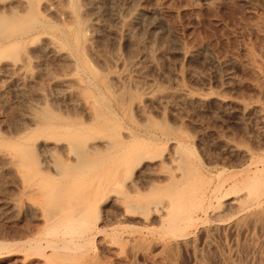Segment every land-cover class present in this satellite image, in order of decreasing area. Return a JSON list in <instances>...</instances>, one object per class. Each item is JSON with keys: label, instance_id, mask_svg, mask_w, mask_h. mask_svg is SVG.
<instances>
[{"label": "rangeland", "instance_id": "1", "mask_svg": "<svg viewBox=\"0 0 264 264\" xmlns=\"http://www.w3.org/2000/svg\"><path fill=\"white\" fill-rule=\"evenodd\" d=\"M9 3L21 11L0 7V264H264L249 218L264 195L249 205L245 189L264 181V0ZM129 135L150 151L135 166L115 157ZM103 139L120 141L91 154ZM56 140L61 175L43 170ZM17 146L37 170L13 162ZM63 206L92 217L53 236L48 211Z\"/></svg>", "mask_w": 264, "mask_h": 264}, {"label": "bare ground", "instance_id": "2", "mask_svg": "<svg viewBox=\"0 0 264 264\" xmlns=\"http://www.w3.org/2000/svg\"><path fill=\"white\" fill-rule=\"evenodd\" d=\"M1 1V0H0ZM6 1V0H5ZM22 4V3H21ZM53 6V5H52ZM0 7H2V9H3V11H9L12 15H15V14H18L19 13V11H21V10H17L19 7H15V6H13V4L12 3H9V4H3L2 6L0 5ZM25 7V6H24ZM2 14H3V12H2ZM23 15V14H22ZM6 16V15H5ZM8 16V15H7ZM24 16V15H23ZM80 18H81V16H80ZM82 20V19H81ZM80 21V20H79ZM85 23H87L86 21H85ZM82 24V27H83V33L85 34V37H87L88 38V25L87 24ZM80 24H81V21H80ZM84 25V26H83ZM82 27L80 28V29H82ZM88 40V39H87ZM90 41V40H89ZM88 44V43H87ZM5 49V48H4ZM1 58H3V57H1ZM23 65H24V63H23ZM4 68V67H3ZM16 72V71H15ZM120 84V83H119ZM76 89V88H75ZM81 91V90H80ZM149 92V91H148ZM129 97H130V95H129ZM95 107H97V106H95ZM77 108V107H76ZM98 113V112H97ZM99 114V113H98ZM83 119V118H82ZM35 122V121H34ZM147 122V121H146ZM81 136V135H80ZM81 138V137H80ZM140 139V138H139ZM62 140V139H61ZM79 140V139H78ZM83 140V139H82ZM94 140V139H93ZM135 137H133L132 135L130 136H125L124 137V139L122 140L121 139V145H122V147H125V149L123 148L122 149V151L119 153V152H117L116 154H115V157H117L118 159H121V160H124L125 162H127V163H125L124 162V164L126 165V164H129V165H131L132 164V162H133V164L135 163L136 164V162L138 163H140L141 161H143V160H145V158H146V156L147 155H149V154H147L146 153V151H147V149L145 150L144 148L146 147H142V146H138V145H134L135 144ZM38 141V140H37ZM57 142V144L55 145V148H53V149H49V147H48V144H47V156H45V164H44V167H43V170L44 171H48V172H50L51 173V171H55V174H57V175H61L62 174V171H61V169H59V167L57 166V165H55L54 166V164L52 165V159H49L48 160V157L49 158H51L52 156L51 155H53V153L54 152H57V150L58 149H56V147H58V146H60V140H59V142H58V140H56ZM67 141V140H66ZM116 142H118V141H120V140H115ZM115 142V143H116ZM138 142V141H137ZM71 143V142H70ZM89 143V142H88ZM114 142H113V140L111 139V140H102V143L100 144V145H98V143L97 142H92V143H89V145L88 146H90L89 147V151H90V153L91 154H94V153H97V152H100V151H102L103 149H105L104 151H106V149L107 148H111V146L113 147V145L115 144ZM153 143V142H152ZM68 144L69 143H67L66 145H65V151L67 150V152H68V158L69 159H73L74 157H77L76 159H80V158H78V157H80L79 155L80 154H78V156L76 155L77 153H76V151L74 150V152H75V154H74V152L72 153V151L70 150V149H68L69 147H68ZM80 144V143H79ZM85 144V143H84ZM136 144H138V143H136ZM140 144V143H139ZM71 145V144H70ZM72 145H74V144H72ZM86 145V144H85ZM120 145V146H121ZM132 146V147H131ZM36 147V146H35ZM42 147V146H41ZM77 147V146H76ZM85 147V146H84ZM128 147V148H127ZM16 148V147H15ZM18 148V149H17ZM17 148H16V153L18 154V158L17 159H15V160H13V162H17V164L21 167V168H23L25 171H31V172H34L35 170H37V167H36V164H35V162H34V156H33V150H31L30 148H24V147H19V146H17ZM81 148H83V147H81ZM80 148V149H81ZM60 149V148H59ZM75 149V148H74ZM79 149V150H80ZM142 149H144L145 150V153H146V155H144L143 153V150ZM77 150V149H76ZM121 150V149H120ZM36 151V150H35ZM84 152L85 151H87V149L86 150H83ZM82 151V152H83ZM81 152V153H82ZM103 152V151H102ZM147 152H150V151H147ZM79 153V152H78ZM36 154H37V152H36ZM48 154H49V156H48ZM76 155V156H75ZM37 157H38V155H36ZM82 156H83V154H82ZM144 156H145V158H144ZM14 158V157H13ZM12 158V159H13ZM148 158H150L151 159V156L150 157H148ZM147 158V159H148ZM86 159V158H85ZM89 159V158H88ZM82 160V159H81ZM81 160H77L78 161V163H79V161H81ZM58 161V160H57ZM77 161H75V162H77ZM89 161V160H88ZM120 161V160H119ZM136 161V162H135ZM42 162V161H41ZM85 162V161H84ZM118 162V161H117ZM77 163V164H78ZM80 163H83V160H82V162H80ZM131 163V164H130ZM73 164H75V163H73ZM85 164V163H84ZM123 164V163H122ZM135 164H134V166H135ZM95 164H93V166H94ZM119 164H116V166L115 167H117ZM124 165V166H125ZM129 165H126V166H129ZM79 166V165H78ZM124 166L122 167V170H124L123 168H124ZM115 167H113V168H115ZM247 167V166H246ZM112 168V169H113ZM120 169V168H119ZM121 170V169H120ZM119 170V171H120ZM120 171V174L119 175H122L121 174V172H123V171ZM130 170V169H129ZM103 171H105V170H103ZM113 171H114V169H113ZM113 171H111V172H113ZM131 171V170H130ZM133 172V171H132ZM40 173V172H39ZM104 173V172H103ZM259 173V172H258ZM258 173H256L255 175L256 176H258L257 174ZM64 174V173H63ZM112 174V173H111ZM110 174V175H111ZM35 175H37L36 173H35ZM67 175V174H66ZM110 175H109V177L108 178H110ZM116 175L118 176V171H116ZM115 175V179H114V177H113V184L112 185H115V183H117V180L118 181H120V179H118L117 178V176ZM132 175V174H131ZM24 176V175H23ZM113 175H111V177H112ZM123 176V175H122ZM256 176H254V178H250L249 176V178H247L248 180H254V181H251V182H253V183H250V185L251 184H253V185H251V186H249V184L247 185V187H245V189L246 190H248L249 192V194H251V199H250V201H248L247 202V204H249L250 205V203L251 202H256V201H258L259 199H260V196L261 195H264V189H263V187H264V181H261V182H258V181H255L256 179H258V178H260V176L259 177H257L256 178ZM25 177V176H24ZM131 177V176H130ZM28 178V177H27ZM26 178V179H27ZM49 177H47V179H48ZM119 178H120V176H119ZM128 178H129V176H128ZM50 179V178H49ZM100 179V178H99ZM127 179V178H126ZM125 179V180H126ZM264 179V178H263ZM262 179V180H263ZM25 180V179H24ZM23 180V181H24ZM115 180V181H114ZM50 181V180H49ZM111 180H109V182H110ZM122 181H124V179L122 180ZM45 182H47V181H45ZM125 182V181H124ZM123 182V183H124ZM28 183V182H27ZM26 183V184H27ZM51 183V182H50ZM101 183V182H100ZM107 183H108V180H107ZM111 183V182H110ZM259 183H261L260 185H259ZM97 184H98V182H97ZM96 184V185H97ZM135 184V183H134ZM241 184V183H240ZM62 185L64 186V184L62 183ZM99 185V184H98ZM261 185H263V186H261ZM63 186H61V188H59V189H57V190H61L62 189V187ZM69 186H71V185H69ZM106 186V185H105ZM259 186H261V188L263 189H260V188H257V187H259ZM26 187V186H25ZM97 187V186H96ZM107 187V186H106ZM236 187V186H235ZM108 188H112L111 187V185H109V183H108ZM116 188V187H115ZM114 188V189H115ZM216 188H217V186H216ZM232 188V187H231ZM34 189V188H33ZM55 189V190H56ZM63 189H66V187H63ZM62 189V190H63ZM92 189V188H91ZM113 189V190H114ZM230 189V188H229ZM228 189V190H229ZM234 189V188H233ZM232 189V190H233ZM236 189V188H235ZM29 190V189H28ZM35 190V189H34ZM37 190V189H36ZM62 190L60 191V194H61V192H62ZM94 190V193H95V191L97 190L96 188L95 189H93ZM106 190H107V188H106ZM109 190V189H108ZM107 190V191H108ZM137 190V189H136ZM143 190V189H142ZM30 191H33V190H29V192ZM66 191V190H65ZM181 191V190H180ZM234 191V190H233ZM89 192H90V190H89ZM91 192H93V191H91ZM91 192L89 193V194H91ZM109 192V194H110V191H108ZM113 192V191H112ZM178 192V191H177ZM226 192H228V191H226ZM31 193V192H30ZM36 193H38V192H36ZM35 193V194H36ZM172 193H174V192H172ZM180 193V192H179ZM236 193V192H235ZM33 194V193H32ZM56 194V193H55ZM93 194V193H92ZM105 193H103V195H104ZM108 193H107V195H109ZM178 194V193H177ZM231 194V193H230ZM24 195H25V193H24ZM62 195V194H61ZM61 195H59V196H61ZM65 195V193L62 195V196H64ZM181 195H182V193H181ZM58 196V195H57ZM86 196H88V195H86ZM104 196H106V195H104ZM174 196V195H173ZM183 196V195H182ZM89 197V196H88ZM95 197V196H94ZM94 197H92L91 196V198H94ZM174 197H177V196H174ZM180 197V196H179ZM188 197V196H187ZM54 198V197H53ZM90 198V199H91ZM75 199V198H74ZM76 199H78V198H76ZM89 199V200H90ZM100 199H103V198H100ZM172 199V198H171ZM95 200V199H94ZM182 200V199H181ZM61 201V200H60ZM57 202V201H56ZM59 202V201H58ZM70 202V201H69ZM82 203V202H81ZM65 204V203H64ZM63 204V205H64ZM71 204V203H70ZM83 204V203H82ZM90 204H92V203H90ZM140 204V203H139ZM142 205V204H141ZM60 206V205H59ZM68 206V205H67ZM72 206H75V205H73V203H72ZM79 206H81V204H79ZM133 206H135V205H133ZM144 206V205H143ZM143 206H141L140 208L139 207H137V208H135L136 209V212H140V211H138L139 209H143ZM66 208V206H63V208H61L62 210L60 211V210H58V208H57V210L55 209H53V211H48V213L50 214L49 215V218H50V220H49V223L51 224V223H53L52 224V227H53V225H54V227L53 228H55V232L57 231V228H58V226H60L61 228H66V230L68 229V227H70V226H68V224L69 225H72V227H73V225H74V223H75V221L77 222L78 220H80L81 221V219H80V217L81 218H86V217H88V219H90V216H91V212H90V210L88 211V213H87V210L85 211V210H83L82 211V209H81V212H79L80 213V215L78 214V211H75L76 210V208H75V210L72 212V211H70V209L67 207V210H65V208ZM246 207V206H245ZM259 207V206H258ZM52 208V207H51ZM56 208V207H55ZM71 208V207H70ZM73 208V207H72ZM71 208V209H72ZM80 208H82V207H80ZM153 207H151V211H153V212H160L158 209H152ZM68 209H69V211H68ZM78 210H79V208H77ZM138 209V210H137ZM64 210V212H62ZM47 211V210H46ZM56 211V212H55ZM135 211V210H134ZM264 211V210H263ZM53 212V213H52ZM71 212V213H70ZM82 212L84 213V214H82ZM89 212H90V214H89ZM131 212V211H130ZM253 212H255V211H253ZM69 213V214H68ZM74 213H76V216L74 215ZM141 213V212H140ZM139 213V214H140ZM173 213V212H172ZM71 214V215H70ZM82 214V215H81ZM143 214V213H142ZM146 214V213H145ZM254 214V213H253ZM52 215V216H51ZM78 215V216H77ZM84 215H86V217H83ZM87 215H89V216H87ZM173 215V214H172ZM249 216V215H248ZM52 217V218H51ZM75 217H78V219L77 218H75ZM92 217V216H91ZM177 217V216H176ZM246 217V216H245ZM244 217V218H245ZM172 218V217H171ZM184 218V217H183ZM250 218V222H252V223H254V224H257V225H260L261 226V230H263L264 231V212H258V213H256V214H254V215H252L251 217H249ZM52 219V220H51ZM87 219V220H88ZM247 219V218H246ZM246 219H245V221H246ZM249 220V219H248ZM74 222V223H73ZM87 222V221H86ZM249 222V223H250ZM71 223V224H70ZM73 223V224H72ZM171 223V222H170ZM248 223V222H247ZM248 223V224H249ZM64 224V225H63ZM67 224V225H66ZM243 225V224H242ZM250 225V224H249ZM253 225V224H252ZM55 226H57V228L55 227ZM66 226V227H65ZM68 226V227H67ZM49 227H50V225H49ZM52 227H50V231H51V229H52ZM59 227V228H60ZM72 227H70L71 229H72ZM85 227H88V226H85ZM253 227V226H252ZM58 228V230H61V228L59 229ZM64 228L62 229V230H64ZM70 228H69V230H70ZM241 228V227H240ZM257 228V227H256ZM260 228V227H259ZM85 229V228H84ZM83 229V230H84ZM251 229V228H250ZM66 230L64 231V232H66ZM78 230V229H77ZM76 230V231H77ZM87 230H88V228H87ZM54 231V230H53ZM53 231H51V233L53 234L54 232ZM75 231V230H74ZM79 231V230H78ZM85 231H86V229H85ZM84 231V232H85ZM61 232V231H60ZM59 232V233H60ZM64 232H61L60 234L61 235H64V234H62V233H64ZM69 232H71V231H69ZM80 232V231H79ZM51 233H50V235H51ZM59 233H58V231H57V233H55V234H53V236L54 235H59ZM67 233V232H66ZM74 234H75V232H73ZM80 233H82V232H80ZM264 233V232H263ZM68 234V233H67ZM77 234H79V233H77ZM73 235V234H72ZM76 235V234H75ZM64 236H66V234L64 235ZM77 236V235H76ZM78 236H80V234L78 235ZM57 237V236H56ZM256 237V236H255ZM77 238H79V237H77ZM252 238H253V236H252ZM61 240V239H60ZM71 240V239H70ZM73 240V239H72ZM77 241V240H76ZM83 241H84V239H83ZM60 242H62V241H60ZM71 242H73V241H71ZM254 243V242H253ZM46 244V243H45ZM68 244V243H67ZM51 245H54V244H50V247H51ZM58 245H59V243L57 244V248L56 247H54V246H52V249L53 248H56V250H58L59 248H58ZM26 249V248H25ZM36 249V248H35ZM27 250V249H26ZM56 250L54 249V251L56 252ZM45 254V253H44ZM56 256V255H55ZM48 258V257H47Z\"/></svg>", "mask_w": 264, "mask_h": 264}]
</instances>
